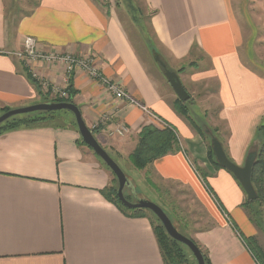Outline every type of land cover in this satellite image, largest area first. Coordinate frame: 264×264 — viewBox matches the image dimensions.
Wrapping results in <instances>:
<instances>
[{
    "label": "crops",
    "instance_id": "0c3cea01",
    "mask_svg": "<svg viewBox=\"0 0 264 264\" xmlns=\"http://www.w3.org/2000/svg\"><path fill=\"white\" fill-rule=\"evenodd\" d=\"M144 3L160 42V47L151 45L169 68L177 70L172 63L188 61L191 48L210 59L212 68L192 79H217L218 115L226 124L222 139L230 157L244 165L250 152L264 143L258 131L264 124V60L257 47L264 39L258 34L264 30V0ZM7 7L6 0H0V113L52 98L28 78V67L60 88L72 86L73 102L85 123L95 126V137L119 165H127L144 126L163 128L165 123L174 128L181 143L176 151L143 170L130 165L128 176L138 180L137 194L159 200L178 216H185L179 196H189L206 224L196 228L198 214L191 218L185 212L186 230L212 264H264L245 241L255 238L264 252L263 232L243 206V187L232 172L212 166L204 150L193 143L201 136L176 111V98L172 101L158 83L161 77L145 56L148 41L134 10L122 0H37L24 13L18 6L14 12ZM25 36L36 38L45 51L93 58L107 79L152 115L117 98L85 71H77L67 82L63 64H26L13 54L22 48ZM120 123L129 132L117 134ZM197 163L207 174L205 179L197 172ZM113 178L70 122L22 123L2 131L0 264H165L149 214L124 212L108 196Z\"/></svg>",
    "mask_w": 264,
    "mask_h": 264
},
{
    "label": "rangeland",
    "instance_id": "374dc122",
    "mask_svg": "<svg viewBox=\"0 0 264 264\" xmlns=\"http://www.w3.org/2000/svg\"><path fill=\"white\" fill-rule=\"evenodd\" d=\"M36 1L37 0H17V1L6 0L7 6H8L7 7L8 12L9 11L14 12V6H18L20 13L28 12V11H30V9L32 8L33 4ZM122 1H123V5H125L128 10L131 8L134 10L135 17L137 19V26H139L141 28V31H143V34H144V36H143L144 39L148 41L147 42L148 46H146L145 49L143 48V50L145 51V56L152 61L153 71L155 72L157 77L158 76L161 77V78H159V80H157L158 83L161 85V87L165 93L171 94V96H172L171 100L172 101H173V98H174V100H175V98L177 100V95H176L174 89L172 88L168 79L163 75V72H162L160 66L158 65V63L156 62V60L154 59V56L152 54L153 46L151 44H153L154 47H156V46L160 47L159 46L160 42L158 41L157 36H156V34L153 30V27L151 25L152 13L149 10V8L145 6V3H144L145 0H122ZM19 11H18V13H19ZM132 14H131V16H132ZM244 26H247L246 23H244ZM261 33L264 34V30L259 31L258 34L261 35ZM25 37H24V39H25ZM24 39H23V42H24ZM22 46H23V44H22ZM257 47L259 49V54H260L261 60H264V51H263L264 39H262L260 41V43L257 44ZM196 49L197 48H191V52H190L191 54H190V58L188 57V61L183 60V61H181V63H178V62L172 63V65L177 69V70H175V69H172V70L176 71L177 73H181L180 77L183 81V85L186 88L187 92L191 96V98L189 100L184 101L183 103L190 110V117L189 118L185 117V118L187 119L189 125L195 129L196 133L199 136H201V140L199 139L198 141H196L197 143L200 144V146L195 142H193V143L195 144V146L197 148L204 150L205 158L213 166L212 162H213L214 157H216L214 154L213 148H212V138L213 137L218 138V140L223 145V148H224L226 155L229 154L228 146L226 145V142L222 139V138H224V135H225L224 130H225L226 124L224 122L222 123V120L219 118V115H218L220 103L218 102V98H217V93H218V89H219L217 79L209 78L205 82H203L201 80L192 79L193 76L196 75L197 73H200V72L204 73V71H208L212 68V64L210 62V59L205 55H201V53L198 52ZM262 52H263V54H262ZM165 54H166L167 58L171 61V58L166 53V51H165ZM26 64H29V63H26ZM180 67H181V69H179ZM27 70L29 71V74H31L33 72V71H31L32 70L31 68L27 67ZM174 104H175L174 106L176 109L179 108L178 107L179 104L177 105L176 101L174 102ZM2 112H4V110ZM59 112H58L59 115H57L58 116V119H57L58 124L59 123L64 124L65 120L67 121V123H69V122L72 123L73 121L75 122V116H74V114L71 113V111L70 112L59 111ZM26 117H27V115L26 116L21 115V116H18L17 118L21 120V119H26ZM21 121H24V120H21ZM45 121L46 120H42L39 122H45ZM163 125H164L163 128L170 127V126H166L165 123H163ZM91 129L94 131L95 126H93V128H91ZM115 130L117 131V126L115 127ZM175 132H176L177 139H178L177 142H178L179 147H180L181 146L180 145L181 144L180 143V137H179V134L177 133L176 130H175ZM95 134L97 135V133H95ZM259 137H264V129L259 130ZM257 149L258 148L256 147L255 150H257ZM120 165H122L121 167H123V170L125 171V173H127V175H129V174L132 175L130 171L132 170L131 166H133V165L130 162V160H127L126 166H123L124 164H122V163H120ZM197 172L204 179L207 177V174L205 173V171L203 169L200 168L198 163H197ZM130 177L133 178V176H129V178ZM132 182H133V184L136 185V188L138 191V187H137L138 180L134 178V180H132ZM114 187H116V188L118 187V182L115 179V176L113 178V181L111 182V188H114ZM124 195H125V197L128 196L131 201L135 200V198H134V196H133V194L129 188H125ZM148 195L151 196L149 193H148ZM246 198H247V195H246ZM149 199L151 201L156 202L159 205H161L159 203V200H155L154 198H149ZM179 199L182 201L181 202L182 204H180V206H181L180 211L185 215V216L180 215L181 218H183L184 220L187 219L186 218L187 215L185 214V212H187L189 214V216L191 215V218H193V215L196 213V214H198L199 219L197 220V222L195 223L194 226L196 228H198V227H201L202 225L206 224L204 218L199 215L200 211H198L195 208V206L193 205L194 201L191 200V198L189 196H186L185 194H181L179 196ZM246 200L247 199H245L244 209L248 213V215L250 216L249 211L252 214L251 208H255V211H256V203L253 205L252 204L246 205ZM162 207L165 208V211L167 212L169 217L173 221L176 222V225L179 226L180 229L183 230V228L180 225V222L177 220L176 215L171 213V211H170L171 209H168L165 206H162ZM258 208H259V213H258L257 219L253 220L252 222H253V225L255 227H257L258 229H261V231L263 232V235L261 237V241L264 245V203H259ZM247 209H249V211ZM144 210L147 212V214H149L150 218L153 220L155 225H158V223H160L162 225L161 221L157 220L158 217L150 209L144 208ZM249 218H251V216ZM186 227H185V230H183V231L186 235L189 236V233L186 230ZM179 244L181 247L180 252H182V254H178V252H176L178 255L181 256L179 259V262L177 264H197V261H196L195 257L192 255L191 250L187 246H185L181 243H179Z\"/></svg>",
    "mask_w": 264,
    "mask_h": 264
},
{
    "label": "trees",
    "instance_id": "16d2710c",
    "mask_svg": "<svg viewBox=\"0 0 264 264\" xmlns=\"http://www.w3.org/2000/svg\"><path fill=\"white\" fill-rule=\"evenodd\" d=\"M154 51H156V49H154ZM27 76L33 83H35L38 86V88H40V86L37 82L38 81L37 79L33 78V76L29 73L27 74ZM67 90L69 92V98H67V99L51 98L50 101H46V102H62V101L73 102L74 90L72 89V86L67 87ZM176 102H177V105L179 104L178 105L179 108H177V109L175 108L176 111L178 113H180L181 115L189 118L190 117V110L183 103L184 101H182L181 99H179L177 97ZM4 110L7 111V110H9V108H5ZM59 111L70 112L69 110L61 109V110H55V111H36V112L21 114V115H25V116L27 115V117H28V118L26 117V119H21L24 121H21L20 119L17 118L18 116H21V115H16V116L10 117L9 119H7L6 121H4L3 123L0 124V133L2 131H6V130H9L11 128L17 127L22 123L26 124V125H29V124L31 125V124H34L36 122L42 121V120H50L51 122L57 121V119H58L57 115H59V113H60ZM66 123H67V121L65 120L64 125ZM71 124L77 127L76 120H75V122L73 121ZM60 125H63V123ZM261 129H264V125H261L258 128V131ZM177 140H178L177 135H176V132L173 128H170V127L159 128V127L154 126V125L144 126L139 133L138 143H137L135 149L133 150V152L128 157L130 162L133 165L132 167L136 170H143L150 163H152L155 159L160 158L166 154H169V153L176 151L177 147H179ZM227 156L229 157L230 160L233 161V159L229 156V154H227ZM212 163L216 168H223L218 163V161L216 160V157H214ZM113 175L115 176V174H113ZM115 179H116V176H115ZM251 180H252V183L255 187V190H256L258 196L255 200H248V198H246L247 199L246 205H249V204L253 205L256 203V211H255V208H251L252 214L249 211V209H247L249 211L251 219L256 220L258 213H259V208H258L259 203H264V143H262L257 149V157H256L255 162H254L253 167H252ZM239 184H240V182H239ZM117 189H118V187L117 188L116 187L108 188L107 189L108 196L113 198L116 201V204L120 208H122L124 212H131L134 215H142V214L147 213L144 210V208H129V207L125 206L120 201V199L118 198ZM126 198L128 200H130V198L128 196ZM243 206L245 207V202H244ZM163 209H164V207H163ZM176 217H177V220L180 222V225L183 228V230H185V227L188 225L186 220L181 218L180 215L179 216L176 215ZM157 220H159V218H157ZM151 221L153 222V220H151ZM172 222L178 228V230H180L183 234H185L184 231L182 229H180L179 226L176 225L175 221L172 220ZM153 224L155 227V232H156L158 244H159V247L161 249L165 264H177L179 262L180 257H181L178 254H182V252H180L181 251V247L179 244L180 242L173 239L167 233V231L163 225H161L160 223H158V225H155L154 222H153ZM186 236H188V235H186ZM188 237H190V236H188ZM190 238L201 249V251L204 255L206 264H212V262L208 256L207 251L204 248H202L195 239H193L192 237H190ZM245 241H246L248 247L251 249V251L255 255V257L259 261L264 262V252L259 247L256 239L253 237H249V238H246ZM181 244H183V243H181ZM176 252H178V254Z\"/></svg>",
    "mask_w": 264,
    "mask_h": 264
},
{
    "label": "water",
    "instance_id": "95a60500",
    "mask_svg": "<svg viewBox=\"0 0 264 264\" xmlns=\"http://www.w3.org/2000/svg\"><path fill=\"white\" fill-rule=\"evenodd\" d=\"M154 59L160 66L163 75L168 79L176 95L182 101L190 99V94L187 92L183 85V82L179 74L169 68L166 62L160 57L159 53H156L152 49ZM69 110L71 111L77 123L78 131L82 138V141L86 143L93 151L103 160L110 170L115 174L118 181L117 195L120 201L129 208H145L150 209L161 221L162 225L166 229L167 233L175 240L186 245L195 257L197 264H206L204 255L197 244L188 236L183 234L174 225L169 215L165 212L163 207L156 202L151 201L145 197H140L135 189V186L129 176L125 173L123 168L118 164L116 160L105 150V148L99 143L94 135L93 130L85 123L80 108L74 102H40L27 106L11 108L0 114V124L9 119L10 117L36 112V111H55V110ZM212 148L216 156L218 163L231 171L240 182L243 187L248 200H255L257 198V192L251 180L252 167L257 157V150L250 152L244 165H238L230 160L223 148V145L218 138H212ZM125 188H129L132 192L135 200L130 201L124 195Z\"/></svg>",
    "mask_w": 264,
    "mask_h": 264
},
{
    "label": "built area",
    "instance_id": "2783aa9c",
    "mask_svg": "<svg viewBox=\"0 0 264 264\" xmlns=\"http://www.w3.org/2000/svg\"><path fill=\"white\" fill-rule=\"evenodd\" d=\"M103 1H114V0H103ZM18 58L26 63L32 64L34 62H43L46 65L51 66L52 64H63L65 66L66 81L69 82L71 77L79 70L87 72V74L95 80H99L111 90L114 95L119 99H124L131 104L137 105L144 111L152 115L149 108L135 99L129 92L125 91L116 83L110 81L101 72L100 69L91 57H85L79 54L73 53H59L56 51H45L39 45L36 38L32 36H26L21 49L13 53ZM33 78L38 80L39 86L45 91L46 94L52 96V98H69V92L67 88H60L58 85L53 84L48 78H39L36 73H31ZM115 132L119 135H124L129 132V128L120 123L117 126V131Z\"/></svg>",
    "mask_w": 264,
    "mask_h": 264
},
{
    "label": "flooded vegetation",
    "instance_id": "af4514ba",
    "mask_svg": "<svg viewBox=\"0 0 264 264\" xmlns=\"http://www.w3.org/2000/svg\"><path fill=\"white\" fill-rule=\"evenodd\" d=\"M114 174V173H113ZM133 200V199H132Z\"/></svg>",
    "mask_w": 264,
    "mask_h": 264
}]
</instances>
